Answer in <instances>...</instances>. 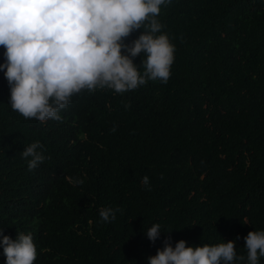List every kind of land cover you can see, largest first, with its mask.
Wrapping results in <instances>:
<instances>
[{"label": "trees", "instance_id": "1", "mask_svg": "<svg viewBox=\"0 0 264 264\" xmlns=\"http://www.w3.org/2000/svg\"><path fill=\"white\" fill-rule=\"evenodd\" d=\"M157 19L176 48L167 84L84 90L61 121L13 111L0 71V229L32 235L34 264H148L169 237L235 241L246 264L244 238L264 231V0H170ZM37 141L45 160L29 171ZM101 208L120 211L105 223Z\"/></svg>", "mask_w": 264, "mask_h": 264}, {"label": "clouds", "instance_id": "2", "mask_svg": "<svg viewBox=\"0 0 264 264\" xmlns=\"http://www.w3.org/2000/svg\"><path fill=\"white\" fill-rule=\"evenodd\" d=\"M169 2L0 0V47L5 60L0 71L9 86L11 109L25 119L61 121V110L84 90L109 89L122 95L148 80L167 84L176 48L167 34H158L163 25L157 17L161 6ZM141 29L138 38L126 43ZM141 54L142 74L134 63ZM42 150L37 141L22 151L29 171L44 162ZM66 179L73 185L84 183L79 178ZM142 183L151 190L147 175ZM116 211L120 209L101 208L99 216L107 223L115 220ZM160 235L159 224L146 232L152 243ZM244 239L246 264H259V258L264 257V231H250ZM0 247L5 264H34L37 259L30 233H17L13 240L0 229ZM237 260L244 262L245 257H237L235 241L189 247L180 240L173 247L169 237L163 248L148 258V264H234Z\"/></svg>", "mask_w": 264, "mask_h": 264}]
</instances>
